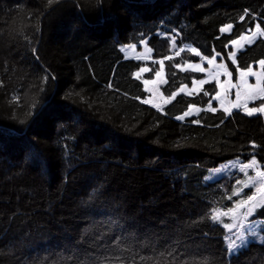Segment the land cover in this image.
Masks as SVG:
<instances>
[{"label": "trees", "instance_id": "trees-1", "mask_svg": "<svg viewBox=\"0 0 264 264\" xmlns=\"http://www.w3.org/2000/svg\"><path fill=\"white\" fill-rule=\"evenodd\" d=\"M257 25L264 0H0V264H264V208L260 240L232 255L211 219L240 196L213 171L264 168L262 116L219 109L215 83L157 110L134 74L158 65L120 50L174 56L162 65L170 97L202 77L179 69L199 56L218 55L233 80L264 60L259 35L229 59Z\"/></svg>", "mask_w": 264, "mask_h": 264}, {"label": "rangeland", "instance_id": "rangeland-1", "mask_svg": "<svg viewBox=\"0 0 264 264\" xmlns=\"http://www.w3.org/2000/svg\"><path fill=\"white\" fill-rule=\"evenodd\" d=\"M225 33L229 31L227 27L224 28ZM255 31V30H254ZM251 32H248L247 34L243 36H250ZM258 36V35H257ZM257 37H255L256 39ZM254 39V40H255ZM238 43L236 44H230V53L235 51L241 50L245 45L250 44L246 43L244 40H241L240 38L238 40ZM243 45V47H241ZM120 50L123 53L124 57L126 59H133V60H141L144 62H151L159 67V71L162 70V64L161 61L167 60L169 58H172L174 56L165 58V59H158L154 60L151 56V51L146 46L145 42H142L139 46L135 45H121ZM186 50H188L190 53H193L195 55H198L197 51L193 52V48L186 47ZM180 53H177L175 56H178ZM229 59L233 62V59ZM211 61V63L209 62ZM147 68V67H143ZM148 69V68H147ZM180 70H189L194 71L202 74V77L200 79L194 80L190 86H182L180 87L175 93L176 95L183 94V95H193L198 94L203 86L207 83H215L216 84V95L214 97V100L216 101L217 107L219 109H222L225 111V109H228L229 111H225L227 114L229 112L231 113L234 110L244 109L245 104L251 108V107H259L257 105H252L254 102L259 100L256 93L249 94V89L246 87V85H253L256 86L257 83V76L261 77V83L259 85L260 88H262V79H263V73L261 71V66L259 63L256 64V66L252 67L253 71L256 73V76H241V71H237L236 80L232 79L231 73L227 70V67L223 60L219 59L218 55H214L213 58L207 59L199 56L198 61L186 63L185 65L179 67ZM246 71V70H245ZM141 72L140 70L136 72L135 74H139L138 76L134 74V78L139 79L142 81L145 91L147 92V99L146 104L160 110L166 103H168L171 99H173V95L170 97H164L162 93L160 92V87L164 83V74L162 70V74L160 77H157L156 74L152 79H147L144 76L148 73ZM149 81V83H145V81ZM199 81H206L204 84H200ZM237 92H239V98L237 97ZM219 94V95H217ZM256 98H253V97ZM234 105H238V107H234ZM208 110H213L211 106L207 108ZM199 111V109L191 107L186 113L188 115H184L183 117H189L191 115L196 114ZM245 115L246 112L243 110ZM261 115L262 119L264 121V113H256L253 116ZM248 116V115H247ZM182 117V118H183ZM252 117V116H249ZM181 118V119H182ZM251 162V161H250ZM249 162V163H250ZM243 165L239 164L236 161H230L224 165H222L218 170L213 171L214 177H221L223 180V183H231L233 186H236V192H239L237 199L238 201L241 199H244V190L251 188L250 195L256 196V201L254 202H260L261 200H264V188H261L260 185L264 182L260 181L259 178H256L254 181H250L249 177H256V168H248L246 171H241V167ZM257 166L260 171H264V168H261V166L257 163ZM250 173V174H249ZM245 184H249L250 186L245 187ZM257 188H260V191H257ZM249 194V192H248ZM237 204V202H236ZM236 204L233 208H236ZM246 211V208H241L238 210L235 220L237 223V227L232 229L231 231H228L224 225L225 224H231L233 222L232 214L229 215H221L219 217L218 222L225 228L227 235L225 237V243L229 242L230 239H236V232L239 230L245 238L246 243L243 245L245 247L250 241H259L260 240V233H258V229L260 226H262L263 222L260 220H256L252 217H249L247 220L244 221V226L242 227L240 225V217L241 214ZM227 212V211H226ZM257 213V212H256ZM255 213V214H256ZM254 214V216H255ZM253 229L251 233L247 232L246 229ZM239 243V241H237ZM241 247V248H243ZM240 248V249H241ZM239 249V250H240ZM238 250V251H239ZM237 251V252H238ZM236 253V252H235ZM234 253V254H235ZM229 255H232L228 252Z\"/></svg>", "mask_w": 264, "mask_h": 264}, {"label": "snow or ice", "instance_id": "snow-or-ice-1", "mask_svg": "<svg viewBox=\"0 0 264 264\" xmlns=\"http://www.w3.org/2000/svg\"><path fill=\"white\" fill-rule=\"evenodd\" d=\"M54 2V0H48L49 4H52ZM245 14H247V10H245ZM241 19L243 20L244 17L242 16ZM232 25H228L227 28L231 29ZM225 29L222 28L221 32H224ZM257 35L259 36H264V31H261L260 29V25L256 26V30L253 31L251 33L250 36H241L240 39L244 40L246 43H252L255 39V37H257ZM232 44H236L238 43V41L233 40L231 41ZM241 47H243V45H241ZM193 52H195L196 50L193 49ZM235 57H236V52L233 51L230 53V58L233 59V63H235ZM211 63V61H209ZM163 65V61L160 62ZM259 64L261 66L262 69H264V60H260ZM141 72H146L149 71V69L147 68H142L140 69ZM162 74V70L156 72V76L160 77ZM135 75H139V74H135ZM173 75H175L173 73ZM241 76H256V73L253 71L252 67H248V69L246 71H241ZM166 82V81H165ZM206 81H199V83L202 85L204 84ZM145 83H149V81H145ZM261 83V77L257 76V83L256 86L253 85H246V87L250 90L249 94L251 95L253 92L256 93V95L258 96L259 99L264 100V88H260L259 85ZM111 87V85H109ZM177 93H173V98L176 96ZM208 93L205 92V95H207ZM219 95V94H217ZM237 97L239 98V92H237ZM253 98H256L255 96ZM142 102H146V101H142ZM234 107H238V105H234ZM244 110L246 112V114L248 116H253L256 113H264V104H261L259 107H251L249 108L246 104L244 106ZM225 111H229L228 109H225ZM229 114H231L229 112ZM185 115H188V113H185ZM182 117H177V119H181ZM253 147H255V145L253 144ZM248 168H256V177H249L250 181H254L256 178H259L260 181L264 182V171H260L258 166H257V161L255 159H252L250 163L245 164L241 167V171H246V169ZM250 186L249 184H245V187ZM261 188H264V183H262L260 185ZM257 191H260V188H257ZM239 192L234 193V195H238ZM256 201V196L255 195H247V197L245 199H241L237 202L236 204V208H229L227 210V212H218L216 210L213 211L212 215H211V219L215 222L217 220H219V217L221 215H229L232 214L233 217V222L231 224H225L224 227L228 230L231 231L232 229L237 227V223L235 220V216L238 212L239 209L241 208H246V211H244L241 214L240 217V225L243 227L244 226V221L247 220L249 217L254 216V214L261 208H264V200H261L260 202H254ZM247 232L251 233L253 231V229L249 228L246 229ZM236 239H230L229 238V242L226 245L227 251L230 254H234L235 252H237L241 247H243V245L246 243L244 235L238 230L236 232ZM237 241H239V243H237ZM111 259H115V260H120V257H115V258H109V257H105L104 260L99 261V264H105V261H109V264H111ZM141 260H145V259H151V258H145V257H141ZM82 264H90L89 261L85 260L82 262ZM121 264H123V262H121ZM203 264H210V261L207 258H204L203 260Z\"/></svg>", "mask_w": 264, "mask_h": 264}]
</instances>
